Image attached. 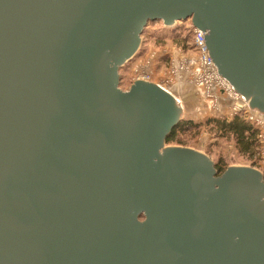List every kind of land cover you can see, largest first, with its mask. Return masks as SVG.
Masks as SVG:
<instances>
[{"label":"water","instance_id":"obj_1","mask_svg":"<svg viewBox=\"0 0 264 264\" xmlns=\"http://www.w3.org/2000/svg\"><path fill=\"white\" fill-rule=\"evenodd\" d=\"M159 20L264 114V0H0V264H264L263 174L166 145L173 94L119 88Z\"/></svg>","mask_w":264,"mask_h":264},{"label":"rangeland","instance_id":"obj_2","mask_svg":"<svg viewBox=\"0 0 264 264\" xmlns=\"http://www.w3.org/2000/svg\"><path fill=\"white\" fill-rule=\"evenodd\" d=\"M193 29L191 20H177L171 25L160 20L149 22L140 35L136 54L119 67V88L128 91L136 81L146 79L147 81H142L167 89L181 101L180 119L193 120L196 123H202L210 117L229 120L235 117V114L247 118L248 121L254 112L264 115L251 108L252 113L244 107L235 109L231 104L236 103L223 96V92L220 93L222 96L216 95L218 89L215 90V101L211 98V91L208 92L199 86L196 79L198 52L194 46ZM251 122L259 133V148L253 160L255 166L252 161H247L239 155L233 142L214 137L204 127L198 134L186 138V144L182 147L204 153L214 163L222 158L228 167H250L264 176V124L255 119Z\"/></svg>","mask_w":264,"mask_h":264},{"label":"trees","instance_id":"obj_3","mask_svg":"<svg viewBox=\"0 0 264 264\" xmlns=\"http://www.w3.org/2000/svg\"><path fill=\"white\" fill-rule=\"evenodd\" d=\"M203 127L214 137L233 142L239 155L247 161H252V165L255 166L253 160L259 148V133L249 122L239 116L229 120L210 117L202 123L181 119L167 135L166 145L184 146L186 138L198 134ZM227 167L222 158L215 162L218 175H221Z\"/></svg>","mask_w":264,"mask_h":264},{"label":"built area","instance_id":"obj_4","mask_svg":"<svg viewBox=\"0 0 264 264\" xmlns=\"http://www.w3.org/2000/svg\"><path fill=\"white\" fill-rule=\"evenodd\" d=\"M193 28H194L193 29L194 30L193 31L194 32V38H193L194 46L198 52V57H197L198 62H196L198 72L196 75V79H197V83L199 84V86L208 92L211 91V93L213 94L211 98L215 99V101L217 100L215 97V90H216L215 88H218V89L220 88L219 91L221 92L225 91L229 93L230 95H233L235 100L241 103V105L231 104V106H235L234 107L235 109L244 107L248 112L249 111L251 112L252 110L250 109L249 104L247 103L245 98L238 91L235 90L234 86L226 78H224L220 74L218 67L213 62L210 56L208 47L205 42V38H204V36L206 35L205 32L194 27V25H193ZM141 80H146V79L141 78ZM176 99L178 102L181 103V101L178 98ZM237 115L238 114H235V116ZM254 119L260 121L261 124H264V122H262V120L264 119V115H259L258 113L256 114L255 112L252 113V116H250L249 121L247 118L245 120L249 123H252L251 120H254Z\"/></svg>","mask_w":264,"mask_h":264},{"label":"bare ground","instance_id":"obj_5","mask_svg":"<svg viewBox=\"0 0 264 264\" xmlns=\"http://www.w3.org/2000/svg\"><path fill=\"white\" fill-rule=\"evenodd\" d=\"M215 89L217 90L218 88H215ZM219 90H220V88L217 90V91H218V94H216L217 96H220L221 91H219ZM221 94H223V96H226V97H228V98H231V99L233 100L232 103H236V105H241V103H240L239 101H236V100H235V98H234L233 95H230L229 93H227V92H225V91H223V93H221ZM217 96H216V97H217ZM262 122H264V119L262 120Z\"/></svg>","mask_w":264,"mask_h":264},{"label":"crops","instance_id":"obj_6","mask_svg":"<svg viewBox=\"0 0 264 264\" xmlns=\"http://www.w3.org/2000/svg\"><path fill=\"white\" fill-rule=\"evenodd\" d=\"M180 96H182V95H180ZM220 96H222V95H220ZM185 98V97H184ZM187 98V97H186ZM222 104H224L225 102H221Z\"/></svg>","mask_w":264,"mask_h":264}]
</instances>
